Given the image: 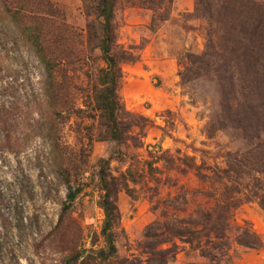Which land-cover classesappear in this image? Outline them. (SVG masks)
Masks as SVG:
<instances>
[{"label": "rangeland", "instance_id": "1", "mask_svg": "<svg viewBox=\"0 0 264 264\" xmlns=\"http://www.w3.org/2000/svg\"><path fill=\"white\" fill-rule=\"evenodd\" d=\"M45 1L63 17L55 21V31L43 33L56 40L55 55L72 77L67 94L62 78L57 81L55 99L46 95L39 56L2 12L0 1V264H100L91 253L105 248L98 205L101 169L119 184L116 263L146 264V236L166 217L196 215L215 204L206 195L220 185L202 183L190 166L204 165L202 172L209 176L220 173L227 154L264 145V133H255L262 129L248 119L249 134L260 133L262 139L242 138L245 124L239 120L242 102L233 69L226 76L219 64L203 63L209 33L220 46V28L195 17L196 0L168 5L117 0L116 45L133 57L121 65L119 90L129 140L118 144L100 138L89 97L96 69L103 67L93 47L100 21L95 0ZM64 156H72L73 165L62 161ZM62 165L79 171L75 189L80 191L67 212L70 189L59 174ZM240 229H252L261 246H240ZM227 234L223 253L213 250L215 260L181 240L158 249L176 254L169 264H264V209L258 202H244L233 211Z\"/></svg>", "mask_w": 264, "mask_h": 264}, {"label": "trees", "instance_id": "2", "mask_svg": "<svg viewBox=\"0 0 264 264\" xmlns=\"http://www.w3.org/2000/svg\"><path fill=\"white\" fill-rule=\"evenodd\" d=\"M0 1L2 12L35 49L44 66L48 98L58 97L57 81L60 78L67 94L65 87L69 86L68 83L72 81V77L64 71V59L55 55V52L59 51L54 49L56 40L51 42L43 33L45 29L56 30L55 21L58 22L63 17L60 10L54 9L45 0ZM159 1L160 3L165 1L168 5L173 0ZM116 5L117 0H95L94 12L100 21L99 36L94 40L93 47L99 51L103 67L96 69L89 97L94 103L100 134L103 135L100 138L124 144L129 140V127L119 96L123 79L121 65L127 61H133V57L120 52L116 45L114 22ZM195 17L204 18L210 24L219 25L220 46L216 45L212 33H209L208 44L203 55L206 60L203 63L219 64L218 68L220 70L223 68L226 76L228 69H233L235 75L232 80L236 79L242 102L239 120L245 124L242 127V132L244 131L242 138L247 142H252L254 139L261 141L260 133L256 136L249 134L247 122L249 119L251 123L255 122L262 129L255 133H264V0H196ZM59 27L67 28L65 23H60ZM89 44L92 45L91 41ZM216 48L221 51H217ZM61 96L64 97V95ZM65 159L73 165L72 156L71 158L64 156L61 160ZM224 159L226 169L220 173L213 171L211 176L203 174L202 166L204 165L190 166L196 171L202 183L212 182L220 185L221 188L213 195L212 193L204 194L214 199L215 204L202 209L196 215L178 216L171 220L166 217L160 223V229H154V232H149L146 236L148 241L146 250L149 252L146 264L174 262L176 254L171 249L158 248L175 240L188 244L199 251L202 257L215 260L217 256L213 254V250L223 253L229 241L227 232L233 211L242 203L252 200L258 202L264 209V145H259L246 154L229 153ZM59 168V174L65 179L70 189L68 200L63 208V211L67 212L80 191L75 189L79 171L72 166L62 165ZM149 168L150 171L154 170L152 165ZM72 176H75V180H71ZM108 177L104 169L98 173L103 192L98 205L104 215L101 235L105 239V248L92 251L91 254L95 260H99L100 264H124L116 263L115 229L119 225L120 215L115 195L119 184L114 179L109 180ZM187 202L186 198L184 203ZM153 239L155 242L152 241ZM236 242L249 249H257L262 244L259 236L252 229H240Z\"/></svg>", "mask_w": 264, "mask_h": 264}]
</instances>
